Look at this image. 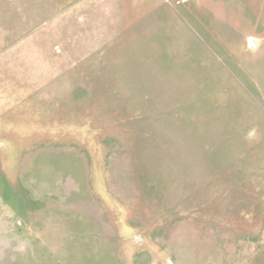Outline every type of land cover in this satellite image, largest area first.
Returning <instances> with one entry per match:
<instances>
[{"label": "rangeland", "instance_id": "1", "mask_svg": "<svg viewBox=\"0 0 264 264\" xmlns=\"http://www.w3.org/2000/svg\"><path fill=\"white\" fill-rule=\"evenodd\" d=\"M0 264H264V0H0Z\"/></svg>", "mask_w": 264, "mask_h": 264}, {"label": "flooded vegetation", "instance_id": "2", "mask_svg": "<svg viewBox=\"0 0 264 264\" xmlns=\"http://www.w3.org/2000/svg\"><path fill=\"white\" fill-rule=\"evenodd\" d=\"M135 238H137V236H135Z\"/></svg>", "mask_w": 264, "mask_h": 264}, {"label": "water", "instance_id": "3", "mask_svg": "<svg viewBox=\"0 0 264 264\" xmlns=\"http://www.w3.org/2000/svg\"><path fill=\"white\" fill-rule=\"evenodd\" d=\"M249 40H251V39H249Z\"/></svg>", "mask_w": 264, "mask_h": 264}]
</instances>
